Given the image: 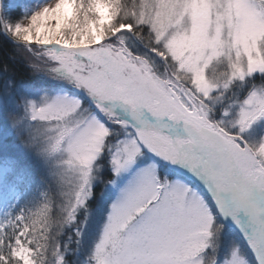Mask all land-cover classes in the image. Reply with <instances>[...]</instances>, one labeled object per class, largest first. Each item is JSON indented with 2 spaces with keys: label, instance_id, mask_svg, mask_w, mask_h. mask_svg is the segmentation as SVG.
Segmentation results:
<instances>
[{
  "label": "snow or ice",
  "instance_id": "1",
  "mask_svg": "<svg viewBox=\"0 0 264 264\" xmlns=\"http://www.w3.org/2000/svg\"><path fill=\"white\" fill-rule=\"evenodd\" d=\"M0 44V264H264V0H0Z\"/></svg>",
  "mask_w": 264,
  "mask_h": 264
},
{
  "label": "trees",
  "instance_id": "2",
  "mask_svg": "<svg viewBox=\"0 0 264 264\" xmlns=\"http://www.w3.org/2000/svg\"><path fill=\"white\" fill-rule=\"evenodd\" d=\"M16 57L15 60L9 59V56ZM27 57L23 52L15 51L10 44H0V67L5 63L14 71L15 79L18 81H27L30 79L26 64Z\"/></svg>",
  "mask_w": 264,
  "mask_h": 264
},
{
  "label": "rangeland",
  "instance_id": "3",
  "mask_svg": "<svg viewBox=\"0 0 264 264\" xmlns=\"http://www.w3.org/2000/svg\"><path fill=\"white\" fill-rule=\"evenodd\" d=\"M25 55H26V53H25ZM26 57H27V55H26Z\"/></svg>",
  "mask_w": 264,
  "mask_h": 264
}]
</instances>
